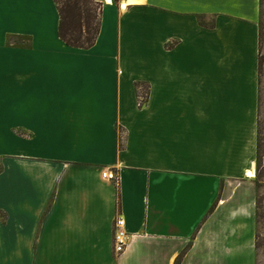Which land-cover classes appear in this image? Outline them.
<instances>
[{"label":"crops","instance_id":"obj_1","mask_svg":"<svg viewBox=\"0 0 264 264\" xmlns=\"http://www.w3.org/2000/svg\"><path fill=\"white\" fill-rule=\"evenodd\" d=\"M100 1L83 50L55 0H0V264H257L261 0Z\"/></svg>","mask_w":264,"mask_h":264},{"label":"trees","instance_id":"obj_2","mask_svg":"<svg viewBox=\"0 0 264 264\" xmlns=\"http://www.w3.org/2000/svg\"><path fill=\"white\" fill-rule=\"evenodd\" d=\"M60 14L59 37L61 41L71 48L88 50L92 48L99 37L101 31V16L103 11V3L100 0H55ZM262 17L264 13V0H261ZM200 17L199 22L202 25L212 27L214 19ZM262 28L263 22L260 24V57H259V77L260 83L264 74V55L262 54ZM120 148L123 147V137L120 131ZM263 138L259 123L258 132V163L261 168L263 152ZM258 207V224L264 216L260 215L262 208V200L257 201ZM259 236L257 237V248L259 249Z\"/></svg>","mask_w":264,"mask_h":264},{"label":"rangeland","instance_id":"obj_3","mask_svg":"<svg viewBox=\"0 0 264 264\" xmlns=\"http://www.w3.org/2000/svg\"><path fill=\"white\" fill-rule=\"evenodd\" d=\"M262 22H263V28H262V54L264 55V13H263V17H262ZM135 35H133V31L130 32L132 38H130L128 44L125 46L124 48V56H123V65L131 70V72H133L132 74L135 77H141V71L142 70H147V71H151V66L152 63L150 61V59H148L149 55L146 52V48L144 49L145 52V56L144 57H148V58H144L140 55L141 52L139 49L137 51V48L139 47V43H140V35L138 33V31L134 30ZM135 36V37H134ZM138 46V47H137ZM86 57V58H85ZM75 61L80 62L77 63L80 66H86V65H93V60L94 57L90 54H84L82 53L81 55H77L73 57ZM144 58V59H143ZM88 61L89 63L85 62ZM82 61V62H81ZM144 62V63H143ZM148 77H150V75H147ZM139 89V93L143 99H140L142 101H144L146 99V94L148 92L147 89V85L143 86V87H138ZM260 128H261V132H262V138H263V148H262V152L264 155V74L262 76L261 79V105H260ZM121 136L123 137V134L121 132ZM258 177L260 179V181H262L263 183L260 184L261 185V189L258 195V199L260 198L262 200V208L260 210V215L264 216V168H260L259 172H258ZM261 223L258 224V228H259V249H258V259H257V264H264V219L260 220Z\"/></svg>","mask_w":264,"mask_h":264},{"label":"built area","instance_id":"obj_4","mask_svg":"<svg viewBox=\"0 0 264 264\" xmlns=\"http://www.w3.org/2000/svg\"><path fill=\"white\" fill-rule=\"evenodd\" d=\"M107 177V172L104 173ZM129 234L125 230V221L122 216H118L114 221V239L113 247L116 254H123L128 248Z\"/></svg>","mask_w":264,"mask_h":264},{"label":"bare ground","instance_id":"obj_5","mask_svg":"<svg viewBox=\"0 0 264 264\" xmlns=\"http://www.w3.org/2000/svg\"><path fill=\"white\" fill-rule=\"evenodd\" d=\"M125 6V5H124Z\"/></svg>","mask_w":264,"mask_h":264}]
</instances>
